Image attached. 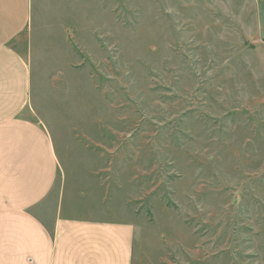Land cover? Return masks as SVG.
<instances>
[{
	"label": "rangeland",
	"instance_id": "obj_1",
	"mask_svg": "<svg viewBox=\"0 0 264 264\" xmlns=\"http://www.w3.org/2000/svg\"><path fill=\"white\" fill-rule=\"evenodd\" d=\"M254 1L32 0L34 100L76 168L104 157L137 264H264Z\"/></svg>",
	"mask_w": 264,
	"mask_h": 264
},
{
	"label": "crops",
	"instance_id": "obj_2",
	"mask_svg": "<svg viewBox=\"0 0 264 264\" xmlns=\"http://www.w3.org/2000/svg\"><path fill=\"white\" fill-rule=\"evenodd\" d=\"M252 3L264 24V0ZM31 13L32 0H0V264H137L133 217L101 204L104 157L88 148L76 168L34 100Z\"/></svg>",
	"mask_w": 264,
	"mask_h": 264
}]
</instances>
